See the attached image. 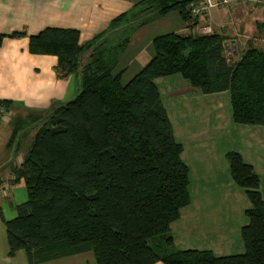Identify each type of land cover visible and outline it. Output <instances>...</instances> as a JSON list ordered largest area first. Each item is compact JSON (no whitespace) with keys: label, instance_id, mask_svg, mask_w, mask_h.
I'll return each instance as SVG.
<instances>
[{"label":"trees","instance_id":"trees-1","mask_svg":"<svg viewBox=\"0 0 264 264\" xmlns=\"http://www.w3.org/2000/svg\"><path fill=\"white\" fill-rule=\"evenodd\" d=\"M197 1L141 0L87 43L75 28L0 32V45L28 36L32 53L58 58L60 78H82L79 94L50 110L13 169L12 182L24 181L28 199L16 205L15 218L2 216L10 256L24 250L30 264L89 252L96 264H264L260 177L238 152L228 157L250 201L245 251L174 248L171 226L192 201L190 175L157 83L180 74L206 94L229 92L234 121L264 125V51L250 44L238 59L222 34L172 32L155 37L152 60L122 80L120 60L136 30L173 11L195 27ZM258 28L264 31V21ZM9 103L0 101L8 111Z\"/></svg>","mask_w":264,"mask_h":264},{"label":"crops","instance_id":"crops-1","mask_svg":"<svg viewBox=\"0 0 264 264\" xmlns=\"http://www.w3.org/2000/svg\"><path fill=\"white\" fill-rule=\"evenodd\" d=\"M139 1L141 0H0V32L10 34L14 31H26L28 35H32L46 27L75 28L81 32L80 42L87 43L105 31L114 18L131 11ZM252 9L215 6L207 14L196 19L195 27H190L189 22L183 19L179 11H173L140 27L133 34L130 45L120 60L123 82L130 81L152 60L155 55V37L172 32L180 34L217 32L222 34L227 37L225 44L228 45V51L233 49V53L238 59L247 51L250 44L264 51V31L258 28V24L264 21L261 18L264 12L257 8L258 11L255 13ZM253 14L256 16L253 17ZM88 54L84 55V62L87 60ZM57 64L58 58L54 55L32 53L28 36L7 37L0 45V101L10 102V115L12 114L10 121L0 124V225L4 227L2 216L6 220L15 218L17 216L16 205L28 199V191L24 181L12 182L15 178L14 167L22 164L33 136L50 110L55 105L68 101L81 89V74L77 73L66 78H60L56 72ZM175 75L177 74L158 78V86L161 80ZM182 78L177 79V81L186 87L183 89L175 88L174 83L176 81H173V90H176L174 93L178 95L186 91H194L195 93L192 98H183L187 101L183 105L180 104L177 113H175L176 116L172 120L175 119L177 122L185 120V118H179L181 115L178 112L183 114L181 117H186V115L187 117H195L196 112H200L203 127L193 131L187 130L188 128L184 129V127L179 130L184 135L189 134L188 138L193 144L190 149L193 147V155L197 157L195 161H199L193 166V169L194 167L196 169L193 175L190 160H187L182 154L183 160L188 167L190 166L192 201L182 210L180 219L171 226L174 245L176 248L183 247L180 250L194 247L189 246L191 244L190 237L193 233L208 235V232L215 233L214 231L217 230L219 232H216V236L222 235L220 234V227L223 223L218 224V220H222L219 216V210L216 213L218 214L217 217L213 212L206 211V209L203 210L202 216L198 213L199 198L196 196L197 193L191 180L200 181V184L204 182L211 190V197H213V193H219L220 188L224 190L223 194L225 195H240L241 198L246 195L243 193L244 189L237 185L232 177L226 157L228 154L227 147L224 148V151L221 148L216 151V143H213L215 135L218 134L217 129L225 128L220 126L221 123H217L223 118L221 112L223 105L221 106L219 103L215 105V102L217 99L223 103L224 98L221 95L225 96L229 92L206 94ZM160 92L162 97L164 92L161 88ZM199 104H203L206 108L198 106ZM217 106L218 112L215 110ZM197 108L200 110L196 111ZM213 115L216 117L212 121ZM231 116L230 125L233 124L232 129L236 130L235 134L237 135L235 142L237 143L236 140L239 142L236 145L237 151L242 155L244 161L254 166L260 177V189L264 198V125L243 124L234 121L233 108ZM38 117L40 119L37 121L35 118ZM16 127H21V130L17 139L11 141ZM228 131L229 128H227L226 133ZM174 135L178 141L182 142L180 139L183 136L179 132H174ZM25 137L27 142L24 141ZM222 173L223 176L220 175ZM221 178L223 179L222 182ZM204 200L210 203V195L205 196ZM222 204L219 205L222 206ZM233 204H235L233 214L238 216L236 220L241 218L240 222L244 225L247 220L243 214L244 210L249 208L250 201L239 200ZM210 207L212 208V206ZM209 224L214 231L210 230ZM226 227L225 225V231ZM185 236H189V240H184ZM242 240H240V246ZM204 250H211L216 253L213 249ZM23 252L25 251L20 250L14 256H10L8 243L0 240V264H30L27 254ZM79 255L35 264H54L57 260L73 259ZM156 264L164 263L158 262Z\"/></svg>","mask_w":264,"mask_h":264},{"label":"rangeland","instance_id":"rangeland-1","mask_svg":"<svg viewBox=\"0 0 264 264\" xmlns=\"http://www.w3.org/2000/svg\"><path fill=\"white\" fill-rule=\"evenodd\" d=\"M222 7H228V8H237V7H247V8H253L252 10L258 11L257 8L262 9V11L264 12V2H260V3H242V4H238L235 6H224V5H220ZM253 17L256 16L255 14L252 15ZM260 18V17H258ZM262 20H264V15L261 17ZM141 22V21H140ZM137 23H139V21H137ZM114 32L110 33L109 35H113ZM111 36H106V39L111 40ZM113 37V36H112ZM89 56V54H88ZM182 76L177 74L175 76L172 77H167L164 80H161V82L159 83V86L162 90V92H164L162 94L161 97V101L162 104L164 106V108L166 109L170 120H171V124H172V128H173V132H179L183 137L180 139L182 140V144H183V152L182 154H184V157L188 160H190V164H191V171L192 174L194 175L196 169L193 166L194 164H196L199 161H195L197 159L196 155H193V147L192 149L191 146H193V144L191 143V141L189 140L187 135H184L181 131L183 127L184 129L187 130H199L197 128H201L203 127V122H202V118H200V116H202L200 114V112H196V116L195 117H190L186 115V117H181L183 116V114L181 112H178L179 118H185V120H181L179 122H177L175 119L172 120L174 118L175 113H177V109L180 107V104H185L187 99H183V98H192V96H194V91H186L183 92L181 94H175L174 92L176 90H173V81H176L174 83V87L178 88V89H183L184 87H186L184 84H180L177 79H181ZM183 79V78H182ZM190 83V82H188ZM191 85V83H190ZM194 87V86H193ZM198 88V87H197ZM80 91H77L76 95H74L72 98H70L69 100L74 99ZM221 97L224 98L223 103H220L219 100L216 99L215 105L216 104H221V106L223 105V111L222 115L223 118L221 121H217V123H221L220 126H224L225 128H221V129H217L218 134L215 135V141L213 140V143H216V147L215 150H219V148H221L224 151V148L227 147L228 153L229 152H238L237 151V144L239 143L238 140L237 143L235 142V138L237 137V135L235 134L236 130L232 129L233 128V124L230 125L231 123V111H232V106H231V102H230V94H225L221 95ZM198 106H203V108H206L203 104H199ZM218 106L217 108H215V110L218 112ZM200 109L197 108L196 111H199ZM9 113H7L6 115V120H2L1 123H7V121H10L12 119V114L10 115V111H8ZM205 114H206V109H205ZM228 116V117H227ZM216 116L213 115L212 117V121L214 120ZM225 117V118H224ZM230 121V122H229ZM235 123V122H233ZM236 125V124H235ZM227 126V127H226ZM227 128H229V131L226 133ZM34 137V136H33ZM27 138L25 137L24 141H26ZM228 162H229V166H230V160L228 157V154L226 155ZM223 158V157H221ZM199 160V159H198ZM190 167V166H189ZM221 176H223V173L220 174ZM222 178H221V182H222ZM194 188H195V192L197 193L196 196H198V208H199V214L200 216H202L203 210L206 209V211H210L213 212V214L217 217L218 214L217 211L219 210L220 214L219 216H221L222 220H218V224L223 223V225L220 227V234H222L221 236H216V232H219L217 230L214 231V229H212V226L210 227V230L214 231L213 232H208V235L204 234V233H193L192 236L190 237V245L189 246H194V247H188L190 249H198L200 248L201 250L204 249H213L216 253V255H228V254H237L238 252H244L245 251V247H244V243L242 240V235H241V229L243 227V223L240 222L241 218L239 220H236L238 218V216L234 215L233 213V209L235 207V204H233L236 201L239 200H243V202H249L248 197H246L245 193V189H244V197L241 198L240 195H225L224 190L223 189H219V193L215 192L213 193V197H211V190L207 187V185L204 182H201V184L199 183L200 181L194 182L193 180H191ZM191 183V184H192ZM219 187V186H217ZM210 195V200L211 202L208 203L204 200L205 196ZM224 195V196H223ZM234 195V197H233ZM223 196V197H222ZM245 198V199H244ZM219 199V200H218ZM223 203V204H222ZM214 204V205H213ZM219 204H222V206H220ZM225 204V205H224ZM207 205V206H206ZM212 206V208L210 207ZM250 207V206H249ZM244 218L247 220V216H246V210H244V214H243ZM242 216V218H243ZM209 218V217H208ZM225 225L226 227V231H225ZM224 230V232H222ZM0 240L4 241L6 244L8 243V239H7V232H6V228L3 225H0ZM184 240H189V236H185ZM240 240H242V245L240 246ZM218 244V245H217ZM174 248H176V246L174 245ZM180 248L183 247H177L176 249L179 250ZM199 249V250H200ZM182 250V249H181ZM242 250V251H240ZM26 253V252H23ZM54 264H96V260H95V256L92 252L89 253H84L81 254L79 256H77L76 258L73 259H61V260H57L54 262Z\"/></svg>","mask_w":264,"mask_h":264},{"label":"built area","instance_id":"built-area-1","mask_svg":"<svg viewBox=\"0 0 264 264\" xmlns=\"http://www.w3.org/2000/svg\"><path fill=\"white\" fill-rule=\"evenodd\" d=\"M260 3L264 2V0H199L192 4L191 10L192 14L195 16H203L209 12V10L215 6H235L242 3ZM8 110L6 107L0 105V122L2 120H6Z\"/></svg>","mask_w":264,"mask_h":264}]
</instances>
